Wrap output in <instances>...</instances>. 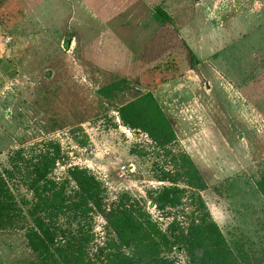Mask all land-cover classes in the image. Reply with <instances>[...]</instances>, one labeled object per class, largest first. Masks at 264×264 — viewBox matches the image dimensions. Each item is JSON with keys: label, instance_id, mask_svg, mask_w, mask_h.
<instances>
[{"label": "rangeland", "instance_id": "374dc122", "mask_svg": "<svg viewBox=\"0 0 264 264\" xmlns=\"http://www.w3.org/2000/svg\"><path fill=\"white\" fill-rule=\"evenodd\" d=\"M263 184L264 0H0V264H264Z\"/></svg>", "mask_w": 264, "mask_h": 264}, {"label": "trees", "instance_id": "16d2710c", "mask_svg": "<svg viewBox=\"0 0 264 264\" xmlns=\"http://www.w3.org/2000/svg\"><path fill=\"white\" fill-rule=\"evenodd\" d=\"M264 186V184H263ZM0 213H2L0 211ZM2 220V217L0 216V221ZM124 222H128L130 225V229L133 226V236H135L136 234V230L137 229L139 231V225L135 222V220L128 218V219H124ZM129 229V230H130ZM49 232V231H48ZM48 235L47 240H51V238L49 237V233H47ZM200 236H204V240L206 242L209 243V245L204 249V259L202 260L203 264H224L225 263V255L223 253V241L222 238L220 237V235L217 233L216 231V227L212 224H210L209 226H205L203 232L199 233ZM142 241H147L146 239H138L137 242L140 243ZM54 247L55 250H59L61 251V247L59 246L60 244L58 242H54ZM137 244V243H136ZM164 245L166 246L167 243H164ZM39 248L43 247L41 249V252H48V248L47 246L43 245V246H38ZM129 247V246H128ZM150 247H152V250L150 251V256L146 257L147 259H149L151 262L150 264H165L168 263L167 260L162 259L160 260L159 257H157V253H156V248L158 247L157 244L152 240ZM136 257H123L120 254H116V256H109L108 259H106L103 255L102 256H96L93 258H85L82 254L81 255H74L73 257H71L70 259H68V256H66V261H68V264H137L138 262L136 260H139V258L141 257L140 255H135ZM50 257V256H49ZM54 264H57L56 260L52 259ZM101 261H103L101 263Z\"/></svg>", "mask_w": 264, "mask_h": 264}, {"label": "crops", "instance_id": "0c3cea01", "mask_svg": "<svg viewBox=\"0 0 264 264\" xmlns=\"http://www.w3.org/2000/svg\"><path fill=\"white\" fill-rule=\"evenodd\" d=\"M197 45H198V43H197ZM194 47H196V42H195V39H194V37H193V47H191V49L193 50V52H194ZM211 50H212V49H211ZM213 51H214V50L209 51L208 53H206V54H207V57H205L206 54H204V55H205V56H204V59H201V60L196 59L197 62H196V64H195V66H193V68H192V70H191V72H192L193 74L196 73L200 78H202L204 84L207 85L206 88L203 89V92H201V95H202V97H204V98H208V97H210V95L212 94V89H211V87H209V84L214 83V82H217V81H221V80H222V81H225V83L228 82L227 80L224 79V75L221 74L222 72L220 73V71L217 70V69L214 70L215 67L221 65V66L224 67L225 70L228 71V73H226V74H232V72L228 69V67H227L226 65H222V62H224V60H223V61L220 60V59H218L217 61L209 60L210 57H211L212 54H213V53H212ZM205 59H206V60H205ZM218 69H221V67L218 68ZM212 71H213V72H212ZM221 71H223V70H221ZM218 79H219V80H218ZM220 79H221V80H220ZM220 87H221V85H220ZM221 88H225V86L222 85Z\"/></svg>", "mask_w": 264, "mask_h": 264}, {"label": "built area", "instance_id": "2783aa9c", "mask_svg": "<svg viewBox=\"0 0 264 264\" xmlns=\"http://www.w3.org/2000/svg\"><path fill=\"white\" fill-rule=\"evenodd\" d=\"M123 174H124V168L121 169V175H123Z\"/></svg>", "mask_w": 264, "mask_h": 264}]
</instances>
